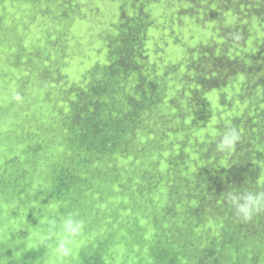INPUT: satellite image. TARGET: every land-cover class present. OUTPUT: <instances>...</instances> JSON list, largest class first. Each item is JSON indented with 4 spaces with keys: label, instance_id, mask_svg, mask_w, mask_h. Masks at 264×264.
Masks as SVG:
<instances>
[{
    "label": "rangeland",
    "instance_id": "rangeland-1",
    "mask_svg": "<svg viewBox=\"0 0 264 264\" xmlns=\"http://www.w3.org/2000/svg\"><path fill=\"white\" fill-rule=\"evenodd\" d=\"M78 3L88 6L91 17L101 9L83 24ZM78 3L0 0V264H44L38 235L47 225L41 221L67 213L85 219L90 237L67 264H162L172 233L177 263L195 264L212 236L206 233L203 245L187 240L190 214L186 204H172L169 185L176 178L165 163L111 157L89 161L90 155L80 150L77 125L71 122L79 88L89 83L96 63L105 62L107 50L99 36L120 2ZM157 3L161 29L168 33L166 19L174 6L190 2ZM206 20L209 25H199L193 17L181 23L175 38L185 50L191 49L190 37L210 42L215 36L211 16ZM231 20L228 16L225 23ZM248 26L264 31L260 19ZM36 182L48 193L43 200V191L30 197L29 202L40 203L30 208L20 196H27ZM13 204L22 211L13 210ZM163 215L176 219V231H169Z\"/></svg>",
    "mask_w": 264,
    "mask_h": 264
},
{
    "label": "trees",
    "instance_id": "trees-1",
    "mask_svg": "<svg viewBox=\"0 0 264 264\" xmlns=\"http://www.w3.org/2000/svg\"><path fill=\"white\" fill-rule=\"evenodd\" d=\"M122 26H131V30H125L112 49L110 62L90 85L79 88L71 122L77 125L80 150L90 155L89 161L128 157L130 150L123 152L126 142H131L133 150L154 124L162 126L164 133L189 129L203 133L202 153L193 161L198 173L192 178L196 190L186 231L193 245H203L206 233L212 237L195 264H264V213L242 221L223 198L231 187L256 188L261 173L257 162L264 165V152L256 148L264 147V64L255 66L248 61L255 56L264 58V35L248 53L221 52L205 44L193 51L190 61L160 67L157 61L165 59L171 46L165 44L151 53L148 31L138 32L146 28L143 22L125 15ZM237 87L239 96L234 95ZM212 90L221 96L211 98ZM143 114L145 121L140 126ZM158 116L161 119L154 122ZM228 126L237 127L242 138L233 151L221 153L216 149L219 132ZM146 136L145 141L151 142V135ZM148 145L144 160H155ZM176 227V219H171L169 228ZM168 257V262L161 258L162 264H179L176 253Z\"/></svg>",
    "mask_w": 264,
    "mask_h": 264
},
{
    "label": "clouds",
    "instance_id": "clouds-1",
    "mask_svg": "<svg viewBox=\"0 0 264 264\" xmlns=\"http://www.w3.org/2000/svg\"><path fill=\"white\" fill-rule=\"evenodd\" d=\"M159 1L161 0H119L120 7L117 5V11L111 19V23L107 28L102 30L99 36L103 39L101 40V44L107 50L105 62L102 64L97 62L95 67L91 69L90 80L86 86L90 85L94 78L101 73V67L110 62L111 51L116 46V43L120 41L125 30L130 32L131 26H122L125 15L139 20L146 25V28L140 29L138 32L142 34L145 30L148 31L150 40L148 50L151 53L157 52L165 44L171 46L165 59L157 61V65L160 67H165L167 64H175L174 61L177 65L190 61L193 51H196L199 46H204L205 44L207 46H214V49L219 48L221 52L228 49L230 52H235L236 54L240 52L248 53L256 49L257 40L264 35L262 29L260 31H253L248 26V23L252 26L256 19H260L261 24L264 26V0H229L227 3L219 2V4L210 3L211 0H189L190 3L184 5L176 4L172 14L166 19L168 33L167 29L162 30L160 26L163 19L160 18L161 3H157ZM67 3H78V0H67ZM80 6H82L81 9ZM100 9L95 12V17H91L88 6L85 3H78L77 17L79 20H83L84 24L96 18ZM209 16L212 19L210 28L215 36L210 42H206L204 39H198L194 42L190 37V42L187 45L192 44L191 49L190 51L185 50L181 42L175 38L176 33L174 32L180 30L181 23L190 17L195 18L199 25H209L206 20ZM228 16H231L232 20L229 23H225V18ZM179 17L181 18L179 19ZM223 23L229 27H226ZM218 24L221 25L218 26ZM183 31H187L186 27H184ZM172 36L174 39L171 38ZM151 42L156 45L153 49L151 48ZM183 50L184 54H181ZM169 55L171 59L170 63ZM136 58L139 61V55H136ZM248 61L255 66L264 64V58L262 57H251ZM161 70L162 72L166 71V69ZM214 92L218 91L212 90L209 94L213 95ZM236 92H239L238 87L234 93ZM220 96L221 93L218 92L217 98ZM227 97L231 96L227 94ZM144 121L145 114L142 116L140 126L143 125ZM192 131L193 129L164 133L162 132V126L154 124L145 132L151 135V142L145 141L146 134L140 139L141 143L135 146L133 150L129 147L131 142H126L123 152L130 150V155L119 158L129 161L144 160L143 150L149 146L148 143H151V149L155 152V161L158 164L165 163L168 169L167 173L174 175L176 178L175 183L171 184L174 187H169L172 204H186L188 212L189 204L192 202V197L196 190V187L192 183V178L197 177L198 173V167L193 161L198 159L202 153L203 148L200 147L199 142L205 136L203 133L198 134ZM241 138L242 133L237 127L228 126L225 130L223 129L219 132L216 149L221 153L231 152L240 142ZM256 148L258 151L264 152V147L257 145ZM113 160L115 161V158ZM257 164L261 168V173L256 181V188L239 189L231 187L228 191L223 192L224 200L231 206L235 216L242 221H250L254 216L264 213V165H261L259 162ZM71 177L74 176L71 175L69 178ZM38 191L44 192V196L40 197L43 200L48 191L41 182L34 183L30 190L25 191L27 196L21 195L20 199H24L30 208H36L39 202L36 200L29 202V198L35 196ZM12 208L13 210H18L19 213L22 211L21 207L17 209L16 204H13ZM163 219H166L171 224L170 218L163 215ZM41 223L47 225L46 231L38 235L39 245L45 249L44 264H67L74 257L76 249L90 239L86 231V221L77 213L63 214L58 218H45ZM169 231L174 232L176 230L169 228ZM166 243L169 246L164 249L162 257L168 262V255L173 256L176 253L172 247L174 243L173 233L170 238H167Z\"/></svg>",
    "mask_w": 264,
    "mask_h": 264
}]
</instances>
